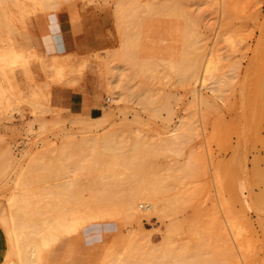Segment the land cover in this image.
I'll return each mask as SVG.
<instances>
[{
  "label": "rangeland",
  "instance_id": "1",
  "mask_svg": "<svg viewBox=\"0 0 264 264\" xmlns=\"http://www.w3.org/2000/svg\"><path fill=\"white\" fill-rule=\"evenodd\" d=\"M45 1L0 4V52L14 49L30 58L12 69L0 64V82L19 95L9 98L12 108L0 111V165L6 168L0 213L22 169L30 183L24 193L34 189L27 201L38 206L33 210L46 228L72 211L89 213L83 201L91 199L93 183L86 184L89 138L117 141L121 148L115 152L128 154L137 140L160 151L161 140L174 136L171 130L188 137L150 160L171 176L168 183L174 180L171 190L179 197H172L170 217L148 216L146 202L138 204L139 220L108 207L105 218H88L75 232L41 246L36 264H113L117 257L125 264H234L235 247L238 264H264V0ZM188 35L203 56L214 52L218 58L219 70L207 86H186L180 71L168 67L184 60ZM118 75L126 99L115 102L110 82ZM216 79L220 89L214 91ZM255 89L261 100L252 96ZM194 90L207 97L208 108ZM232 186L240 189L236 201ZM231 222L238 239L232 238Z\"/></svg>",
  "mask_w": 264,
  "mask_h": 264
},
{
  "label": "bare ground",
  "instance_id": "2",
  "mask_svg": "<svg viewBox=\"0 0 264 264\" xmlns=\"http://www.w3.org/2000/svg\"><path fill=\"white\" fill-rule=\"evenodd\" d=\"M10 0H0V4H4V3H8ZM47 1V0H46ZM45 1V2H46ZM56 1V0H55ZM48 3V2H47ZM43 4V2H42ZM49 4V3H48ZM45 6V5H44ZM48 6V5H47ZM143 6V5H142ZM141 6V8H142ZM144 7V6H143ZM124 8V7H123ZM165 8V7H164ZM119 10L121 11V9L119 8ZM134 11V10H133ZM132 12V11H131ZM143 12V11H142ZM147 12V11H146ZM123 14V13H122ZM125 14V12H124ZM134 14V13H133ZM120 16V15H119ZM131 16V15H130ZM144 16V13H143ZM145 17V16H144ZM124 18V17H123ZM156 18V17H155ZM162 18V17H161ZM170 18V17H169ZM168 18V19H169ZM173 18V17H172ZM126 19V18H124ZM124 19H120V20H124ZM160 19V18H159ZM188 19V18H186ZM119 20V21H120ZM157 19H155L156 21ZM170 20V19H169ZM180 20V19H179ZM184 20V18H183ZM128 21V19H127ZM125 21V22H127ZM162 21V20H161ZM121 22V21H120ZM124 22V21H123ZM121 22V24L123 23ZM129 23V22H128ZM126 24V23H125ZM160 24V23H159ZM172 24V23H171ZM120 25V24H119ZM124 25V23H123ZM122 25V26H123ZM139 25V24H138ZM155 25V24H154ZM153 25V28H155ZM157 25V24H156ZM121 26V25H120ZM119 29H124L123 27ZM127 26V24H126ZM125 26V28H126ZM146 26V25H145ZM148 26V25H147ZM150 26V25H149ZM162 26V24H161ZM167 26V25H166ZM174 26V25H173ZM133 27V26H132ZM168 27V26H167ZM130 28V26H129ZM137 28V27H135ZM150 28V27H149ZM162 28V27H161ZM167 29V28H166ZM120 30V31H121ZM142 30V29H141ZM150 30V29H149ZM177 30V28H176ZM179 30V29H178ZM123 31V30H122ZM127 31V28L126 30ZM133 31V30H132ZM135 31V30H134ZM143 31V30H142ZM156 31V30H155ZM154 31V32H155ZM161 31V30H160ZM167 31V30H166ZM165 31V32H166ZM169 32V31H168ZM122 33V32H120ZM129 33V32H127ZM136 33V32H134ZM156 33V32H155ZM159 33V32H158ZM179 33V31L177 32ZM124 34H126L124 32ZM160 34V33H159ZM130 35V34H129ZM143 35V34H142ZM151 35V34H150ZM165 35V34H164ZM181 35V34H180ZM183 35V33H182ZM136 36V35H135ZM155 36V35H154ZM148 37V36H147ZM153 37V36H152ZM170 37V36H168ZM174 37V36H173ZM176 37V36H175ZM189 38H187L189 40V42H187L185 40V42H187V47H188V51H186L185 53V58L182 62H177L178 64H172L169 65L168 67H172L173 69H178L180 71V73L182 74V81L183 84H185L186 86H194L198 83H200L203 86H207L208 81H210V79H212L213 77H215V74L217 73V71L219 70V67L216 63L217 61V57H215V53L212 52L206 57L203 56L201 48L199 47L198 51L197 48H193L194 47V42L192 40V38L190 39V36L188 35ZM122 39V38H121ZM129 39V38H127ZM161 39V38H160ZM167 39V38H166ZM177 39V38H176ZM131 41V39H129ZM134 40V39H133ZM168 40V39H167ZM170 40V39H169ZM127 41V40H126ZM154 41V40H153ZM156 41V40H155ZM161 41V40H160ZM136 42V40H135ZM152 43V41H150ZM166 42V41H165ZM179 42V41H178ZM184 42V43H185ZM128 43V42H127ZM149 43V42H148ZM130 44V42H129ZM128 44V45H129ZM134 44V43H132ZM164 44V43H163ZM170 44V43H169ZM10 45V44H9ZM126 45V44H125ZM135 45V44H134ZM162 45V44H160ZM8 46V45H7ZM145 46H148L147 43L145 44ZM151 46V44H150ZM154 46V45H153ZM157 46V45H156ZM10 47V46H9ZM8 47V48H9ZM5 48V47H4ZM12 48V47H11ZM131 48V47H130ZM134 48V47H133ZM132 48V49H133ZM162 49V47H160ZM180 48V47H179ZM126 49V46L125 48ZM145 49V48H144ZM171 49V48H170ZM178 49V48H177ZM156 50V49H155ZM135 51V50H134ZM166 51V50H165ZM169 51V50H168ZM176 51V50H175ZM195 51V52H194ZM197 51V52H196ZM132 52V50L130 51ZM164 52V51H163ZM172 52V51H171ZM188 52V53H187ZM194 53V54H192ZM151 54V53H150ZM172 54V53H171ZM29 55V54H28ZM160 55V54H159ZM176 55V54H175ZM161 56V55H160ZM171 56V55H170ZM180 56V55H179ZM27 57V56H25ZM19 52H17L14 49H9L7 52H0V64H3L6 67H10V65H15L17 64L21 58H24ZM77 57V56H76ZM118 57V56H117ZM173 57V56H172ZM28 58V57H27ZM26 58V59H27ZM177 56L175 57V61H176ZM179 58V57H178ZM177 58V59H178ZM30 59V58H28ZM146 59V58H145ZM63 60V59H62ZM133 60V59H132ZM147 60V59H146ZM157 60V58H156ZM169 60V59H168ZM120 61V60H119ZM149 61V60H148ZM26 62V61H25ZM65 62V61H64ZM172 62V61H171ZM170 62V63H171ZM24 63V62H22ZM63 63V62H62ZM65 64V63H64ZM64 64L63 65V69H64ZM158 64V63H157ZM153 65V64H152ZM20 66V65H19ZM22 66V65H21ZM157 66V65H155ZM3 67V66H2ZM139 67V66H138ZM160 67V66H159ZM166 67V66H165ZM12 69V67H10ZM9 68V69H10ZM61 67H58V69ZM140 68V67H139ZM2 72H4L3 68ZM8 69V70H9ZM10 69V70H11ZM123 69V68H122ZM120 67V70H122ZM164 69V68H163ZM61 71V69H59ZM73 70V69H71ZM158 70V69H157ZM12 71V70H11ZM60 75L61 73L59 71H57ZM56 72V73H57ZM65 72V71H64ZM150 72V71H149ZM121 74V73H119ZM6 75V74H5ZM66 75V73H65ZM69 75V74H68ZM71 75V74H70ZM69 75V77H70ZM75 75V74H74ZM58 76V74H57ZM123 75H118L115 76L114 79L110 82V86L112 87V91L111 94L113 96V100L115 102H118L119 100H125L126 97L124 98V95L126 96V92L124 91V85L121 83L122 77ZM144 76V75H143ZM63 79V73L61 76ZM59 78V76H58ZM65 78V77H64ZM123 78V77H122ZM51 79V78H50ZM56 79V78H55ZM54 79V80H55ZM60 79V78H59ZM73 79V78H72ZM111 79V78H110ZM64 80V79H63ZM47 81V79H46ZM57 81V80H56ZM7 82V81H6ZM55 82V81H53ZM70 82V81H69ZM3 83V82H2ZM0 82V111L3 110V108L5 110H8L11 107V102L14 101L16 99V96L18 97V93H8L7 88L4 86V84H2ZM46 83V82H45ZM56 83V82H55ZM10 84V83H9ZM8 84V85H9ZM217 84L216 87H213L212 90H219L220 89V83L219 80L216 79L215 83ZM11 87V86H10ZM115 87H118V92L113 91V89ZM258 88V87H257ZM11 89V88H10ZM196 90V89H195ZM194 90V97H196V99L200 100V104H204L205 107H209L206 106L208 103V99L207 97L197 94L196 90ZM256 90V89H255ZM128 93V92H127ZM9 94H11L10 96H8ZM13 94H15V97L13 96ZM132 94V93H131ZM134 94V93H133ZM36 95V94H35ZM130 95V94H129ZM111 96V97H112ZM252 96H254L255 101L257 100H261L262 98V94L259 90L254 91V93L252 94ZM13 97V99H9ZM261 97V98H260ZM19 100L20 97L18 98ZM111 100V99H110ZM17 101V100H16ZM14 103V102H13ZM12 103V104H13ZM33 102L30 101V104H32ZM37 104V103H35ZM210 104V103H208ZM39 105V104H38ZM42 105V104H41ZM201 105V106H204ZM44 106V105H42ZM155 106V105H154ZM47 107V106H46ZM12 108V107H11ZM40 108V106H39ZM36 110V109H34ZM43 110V109H42ZM155 110V108L153 109ZM44 111V110H43ZM46 113V112H44ZM155 113V111H154ZM157 115V113H155V116ZM71 120H69L70 122ZM102 126V125H101ZM177 130V129H176ZM181 130V129H180ZM176 131L175 130H171L170 134L174 135L171 139H163V141L161 140L160 143V151H166V150H171L173 149L174 144H176L178 142V140H182L185 139L184 137H188L186 135H181L180 136H176ZM178 132V131H177ZM173 133V134H172ZM179 133V132H178ZM168 135V134H167ZM179 135V134H177ZM188 135V134H187ZM67 136V135H66ZM107 136V135H106ZM176 136V137H175ZM72 137V136H71ZM74 137V136H73ZM66 138V137H65ZM71 140V139H69ZM74 142V139H72ZM85 140V139H83ZM90 141V145H89V162H86L87 164V168L86 166L83 169H87L86 172L88 173V176L90 177L91 181L90 182H86L87 183H92L91 185V195L88 199H90L89 201H85L83 200L85 203V207L88 208L89 213L85 214V215H79L77 212L74 213V211L70 212V214L68 215L70 218H62L61 216H58L55 221H54V225L49 226L48 228H46L45 224L42 223L43 219H40L38 217V212L37 210L33 209H37V205L34 203H30L27 201V190L24 193V190L27 189L26 186H29L30 183H28V178L25 177V171L22 169L20 174L16 177V179L13 180V192H11L9 194V196L7 197V202L5 203V207L2 213H0V228L2 229L3 233H5V241H6V247L3 249V259L1 264H36V261L41 260V258L39 259V251L41 252V246H46L51 244L52 242H54L55 240L59 239L60 236L62 234H69V233H73L75 232L78 228L80 229L79 226H81L83 223H85L87 220L89 219H93V218H97V217H106L105 215V211L108 207L112 208V206H114V208L116 207L117 209L120 210V213L124 214V216L127 217V219H131V220H136V219H140L139 217V211H138V204L140 202H146V208L144 209V211L148 212V216L149 215H155L158 216L159 218L161 217H170L172 215V211L174 207V204H172V201H175L176 197H179L177 194L178 193H172L171 187L173 186L172 184L174 183V180L172 178L168 183L167 178L170 175H163L161 173L158 172L157 168L154 167V164L150 163V160L152 157H154V155L160 154V151H156V149L154 148H148L145 147L146 145H144V142L142 143V140H137L134 141V143L132 144V146L130 147L128 154H117L115 150L116 149H120L121 147L118 146L120 143L119 142H113L112 140H110L107 137H103L100 139L97 138H89ZM114 140V139H113ZM82 141V145H83ZM86 142V141H85ZM77 143V142H76ZM79 143V142H78ZM80 144V143H79ZM88 144V142H87ZM159 145V144H158ZM72 146V145H70ZM69 147V146H68ZM67 147V148H68ZM76 147L75 143L74 146ZM72 147V148H73ZM79 147V146H78ZM83 148H81L82 150L85 148L84 146H82ZM117 147V148H116ZM70 148V147H69ZM71 148V149H72ZM154 149V150H153ZM87 150V148H86ZM66 151V150H64ZM120 151V150H119ZM71 152V151H70ZM86 151H84L85 153ZM127 152V151H126ZM159 152V153H158ZM61 153V152H59ZM63 153V151H62ZM69 153V152H68ZM88 154V152H86ZM36 154V153H35ZM73 154V152H72ZM65 155V154H64ZM71 155V154H70ZM32 156V155H31ZM30 156V157H31ZM67 156V155H66ZM33 157V156H32ZM40 157V156H39ZM64 157V156H62ZM71 157V156H70ZM77 157V156H76ZM36 158V156H35ZM34 158V159H35ZM45 158V157H44ZM31 160V159H30ZM33 160V159H32ZM40 160V159H39ZM42 160V158H41ZM68 160V159H67ZM36 161V159L34 160ZM38 161V160H37ZM84 161V160H82ZM81 161V162H82ZM88 161V160H87ZM105 161H109L110 163H104ZM1 162V161H0ZM33 165L35 162H32ZM41 162H39L38 165H40ZM67 163V162H66ZM37 164V163H36ZM85 164V161H84ZM2 168L0 169V181L4 178L5 174H6V168L3 165V163H1ZM0 165V166H1ZM63 165V164H62ZM78 165V164H77ZM4 166V167H3ZM36 166V165H35ZM78 167V166H77ZM80 168V167H79ZM76 169V168H75ZM60 170V169H59ZM80 170V169H79ZM78 170V171H79ZM82 171V170H81ZM80 171V172H81ZM31 172V171H30ZM100 172V173H97ZM32 173V172H31ZM84 176H85V172L83 173V171L81 172ZM97 174L99 177H97ZM100 174V175H99ZM35 176V174H33ZM142 175V176H141ZM50 177V176H49ZM79 177V176H78ZM87 177V175L85 176ZM88 177V178H89ZM104 177L106 178H110V180H106L108 183H103V181L101 182L99 179H104ZM171 177V176H170ZM32 178V176H31ZM36 178V177H35ZM41 178V177H40ZM87 180H90L88 179ZM99 178V179H98ZM229 179V178H228ZM227 179V180H228ZM41 180V179H40ZM43 180V179H42ZM86 180V178H85ZM77 181V179H76ZM81 181V180H80ZM84 181V180H83ZM229 181V180H228ZM30 182V181H29ZM37 182V180H36ZM73 182V181H70ZM75 182V181H74ZM73 182V184H74ZM85 182V181H84ZM173 182V183H172ZM33 183V180H31V184ZM43 183V182H42ZM29 184V185H28ZM67 184V182L65 183V185ZM70 184V183H68ZM76 184V183H75ZM82 184V182H81ZM100 184V185H99ZM89 185V186H90ZM172 185V186H171ZM67 186V185H66ZM74 186V185H73ZM87 187V186H86ZM239 187V186H238ZM29 188V187H28ZM35 188V187H34ZM43 188V187H42ZM59 188V186H58ZM62 188V187H61ZM72 188V187H71ZM76 188V187H74ZM77 188L79 187V184L77 185ZM38 189V188H37ZM44 189V188H43ZM30 190V189H29ZM31 189L29 191V193L32 192ZM61 190V189H60ZM64 190L66 192L69 191V193H71L73 191V189H71L72 191H70V185H68L67 187H64ZM79 190V189H78ZM76 189V191H78ZM84 189H82V191H84ZM88 190V189H87ZM240 190L239 188H237L236 186H232L231 187V196H232V200L236 201L237 199H240ZM12 191V190H11ZM23 191V192H22ZM38 191V190H36ZM81 191V192H82ZM62 192V191H61ZM60 192V193H61ZM80 192V193H81ZM175 192V191H173ZM28 193V194H29ZM83 193V192H82ZM88 193V192H87ZM32 194V193H31ZM34 195L31 196H35L38 197L39 194L37 193V196L35 195V193H33ZM73 194V193H72ZM75 194V192H74ZM77 194V193H76ZM175 196L174 200H172V197L174 195ZM27 195V196H26ZM84 195V194H83ZM65 196V195H64ZM67 196V195H66ZM72 196V195H70ZM77 196V195H76ZM86 196V195H85ZM84 196V197H85ZM30 197V196H28ZM32 197V198H33ZM34 197V198H35ZM73 197V196H72ZM30 198V200L32 199ZM33 198V199H34ZM61 198V197H60ZM63 198V197H62ZM77 198V197H76ZM82 198V195H81ZM191 198V196H190ZM72 199V198H71ZM87 199V200H88ZM193 199V198H192ZM35 200V199H34ZM66 200V199H65ZM77 199L74 198V202L73 203H77V201H75ZM33 201V200H32ZM36 201L38 202L39 205V201L36 199ZM56 201H58L56 199ZM60 201V200H59ZM82 201V200H81ZM177 201V199H176ZM34 202V201H33ZM241 202V201H240ZM82 203V202H80ZM175 203V202H174ZM239 203V202H238ZM226 206L227 213L233 214L234 211L232 209V206L227 203L224 200V203ZM77 205V204H76ZM173 205V206H172ZM37 206V207H36ZM75 206V205H74ZM83 206V205H82ZM36 207V208H35ZM144 207V206H143ZM142 207V208H143ZM263 207V206H262ZM108 208L110 211L114 213L115 210L112 208V210ZM40 209V208H39ZM108 211V210H107ZM109 211V212H110ZM40 212V211H39ZM42 213V212H41ZM103 214L105 216H103ZM107 214V213H106ZM110 214V213H109ZM111 214V215H113ZM117 214H119V212L117 211ZM229 214V215H230ZM236 214V213H235ZM116 215V214H114ZM113 215V216H114ZM121 215V214H119ZM240 215V214H239ZM43 216V215H42ZM110 217V215H108ZM123 216V215H122ZM112 217V216H111ZM231 217V216H230ZM89 218V219H88ZM241 220H243V222L246 225H249L250 222L248 221L247 217L243 214L240 215ZM87 219V220H86ZM126 219V218H125ZM42 220V221H41ZM47 220V219H46ZM46 222V221H45ZM228 223V222H227ZM226 223V224H227ZM222 224V223H221ZM225 224V223H224ZM229 224V223H228ZM231 232H232V238L234 239H238L240 236V231L238 230V226L236 227V224H234L233 222H231ZM47 229V230H46ZM233 239V240H234ZM230 240V239H229ZM236 241V240H235ZM41 242V243H40ZM239 242V240H238ZM239 245V244H238ZM233 247V246H232ZM231 248V247H230ZM234 248V247H233ZM236 248V247H235ZM234 248V249H235ZM238 248V247H237ZM236 248V249H237ZM232 249V248H231ZM230 249V250H231ZM232 249V253H233V259L230 257V259H232L234 264H238V260H239V255L237 252H235V250ZM234 250V251H233ZM243 253V251H242ZM224 254V253H223ZM41 255V254H40ZM109 255H111L109 253ZM108 255V256H109ZM119 255V254H118ZM229 255V254H228ZM113 256V255H112ZM116 256V255H115ZM41 257V256H40ZM120 258V255H119ZM39 259V260H37ZM113 259V258H112ZM118 259V257H117ZM117 259H114L115 262L113 264H123L124 261L125 263L127 262V260H124L122 257L121 259H119L120 261H118ZM111 260V259H109ZM124 260V261H123ZM120 262V263H119ZM124 263V264H125ZM157 262L155 261L154 264H156ZM41 264V263H38ZM153 264V263H152Z\"/></svg>",
  "mask_w": 264,
  "mask_h": 264
},
{
  "label": "crops",
  "instance_id": "3",
  "mask_svg": "<svg viewBox=\"0 0 264 264\" xmlns=\"http://www.w3.org/2000/svg\"><path fill=\"white\" fill-rule=\"evenodd\" d=\"M5 247H6L5 235L2 229L0 228V263L2 262V259H3L2 252Z\"/></svg>",
  "mask_w": 264,
  "mask_h": 264
}]
</instances>
